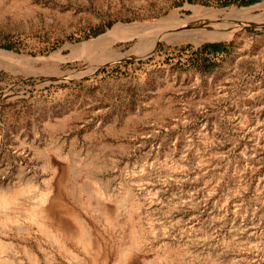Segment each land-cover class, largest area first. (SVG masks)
<instances>
[{
	"label": "rangeland",
	"instance_id": "obj_1",
	"mask_svg": "<svg viewBox=\"0 0 264 264\" xmlns=\"http://www.w3.org/2000/svg\"><path fill=\"white\" fill-rule=\"evenodd\" d=\"M262 4L0 0V50L41 58L0 57V194L31 179L29 197L39 195L58 163L65 199L108 239L109 264L130 226L123 209L110 222L95 211L100 188L117 201L130 196L126 208L139 204L138 264H264ZM190 6L253 8L261 18L256 28L224 24L230 40H163L153 53L151 32L124 38L116 28L191 16ZM173 32L161 25L156 35ZM219 44L224 52L209 48ZM27 226H0L5 255L34 264L27 248L50 264L39 248L47 242ZM76 253L75 263L89 260Z\"/></svg>",
	"mask_w": 264,
	"mask_h": 264
},
{
	"label": "bare ground",
	"instance_id": "obj_2",
	"mask_svg": "<svg viewBox=\"0 0 264 264\" xmlns=\"http://www.w3.org/2000/svg\"><path fill=\"white\" fill-rule=\"evenodd\" d=\"M258 7L262 9V7L264 8V4ZM190 8L193 10L196 18L198 15H201L207 20H210L213 25L219 24L218 19L223 17L226 20H236L241 24L239 26L243 28L247 25L257 24V20L261 18L260 15L256 16L253 14V8L232 10H219L216 8L198 6H190ZM262 16L264 17V14ZM196 18H182L178 13L172 12V14L166 18L151 25H121L116 28L117 30L120 29L119 35L124 38H132L143 34L145 31H148V34L151 32L150 36L154 37V41L150 42L151 44L149 45V52L151 53L156 50L158 44L163 40L203 43L206 41L230 40L235 35L234 32L230 31V33L225 31V25L223 26L221 23L211 28L207 26L201 28L202 25L195 24L197 21ZM211 23L208 25H211ZM161 25H163L168 33L172 31L175 32L168 34V37H166V33V38H162L156 35V31ZM116 28L113 32L117 31ZM238 28L239 27H237V29ZM158 32H160V30ZM85 45L87 46L89 43ZM0 57H5L4 59L11 62L13 60H32L38 62L41 59H31L4 50H0ZM51 166L53 175L48 182H46L47 187L45 191L40 192L39 195L29 197L35 189V186L29 183V181H32L31 179L27 180L28 184L24 182L27 184V187L23 184L24 187L22 186L20 190L13 194H0V226L7 227L10 224H17L22 218L27 221L29 226L24 229V232L31 234L32 230L35 229L36 233L44 238L48 244V250L42 245H39V248L42 251V255L48 259L50 264H67L64 261L70 264H109L108 239H106V237L102 235L104 233L99 232L91 222L80 216L79 212L74 210V207L70 206L65 199L63 181L66 179H63L65 176L63 171L66 169L63 170V166L58 163ZM65 177H67V175ZM100 189L96 191L98 192L97 195L100 201L95 211L100 214L102 213L101 215L104 219L110 222L112 217L119 218L120 210L123 209L130 226L128 239L123 242L122 254L116 264H136L141 258L139 254L143 247L142 242L144 240V236L142 237L143 231L140 230V219L135 220V213L137 212L136 210L139 204L137 206L136 203H132L131 207L126 208L125 202L130 199V196L124 199L122 197V200L119 199V201H117L112 195L103 191L104 189ZM110 202L115 203L118 207V209L116 207V210H114L115 212L111 209L109 210L108 205ZM7 211H11L12 214L7 213ZM112 224L114 223L112 222ZM7 245L8 243L0 239V264H16L15 259L5 255L7 253ZM25 249L34 264H42L40 253L27 250V248ZM77 251L85 253V255L89 257V260L82 259L80 263H75L79 258V255L76 253ZM139 263H141V261Z\"/></svg>",
	"mask_w": 264,
	"mask_h": 264
},
{
	"label": "water",
	"instance_id": "obj_3",
	"mask_svg": "<svg viewBox=\"0 0 264 264\" xmlns=\"http://www.w3.org/2000/svg\"><path fill=\"white\" fill-rule=\"evenodd\" d=\"M185 17H195L196 18V15L193 13L191 16H183L182 18H185ZM220 20H221V24L222 25H227V24H231V25H234V26H237V25H241L240 23H238L237 21H229V20H226L225 18H219ZM196 22H195V24H198V25H203V24H201V23H204V24H210L211 22H210V20H207L206 18H204V17H202L201 15H198V17L196 18ZM251 28H256V27H258V25H256V24H252L251 26H250ZM106 35H114V32H108ZM103 37V36H102Z\"/></svg>",
	"mask_w": 264,
	"mask_h": 264
},
{
	"label": "trees",
	"instance_id": "obj_4",
	"mask_svg": "<svg viewBox=\"0 0 264 264\" xmlns=\"http://www.w3.org/2000/svg\"><path fill=\"white\" fill-rule=\"evenodd\" d=\"M209 48H211L213 50V52H224L225 50V46L222 45V44H219V45H211L209 46Z\"/></svg>",
	"mask_w": 264,
	"mask_h": 264
}]
</instances>
